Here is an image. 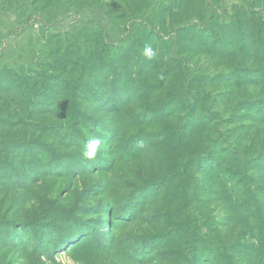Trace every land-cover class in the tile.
Here are the masks:
<instances>
[{"label":"rangeland","instance_id":"374dc122","mask_svg":"<svg viewBox=\"0 0 264 264\" xmlns=\"http://www.w3.org/2000/svg\"><path fill=\"white\" fill-rule=\"evenodd\" d=\"M15 75L0 264H264V0H0Z\"/></svg>","mask_w":264,"mask_h":264},{"label":"trees","instance_id":"16d2710c","mask_svg":"<svg viewBox=\"0 0 264 264\" xmlns=\"http://www.w3.org/2000/svg\"><path fill=\"white\" fill-rule=\"evenodd\" d=\"M161 46H163V45L161 44ZM107 67H108V70L106 73H108L111 76V72L114 71V69H115L113 58H111V61L108 63ZM128 76L129 75L127 74V72H125L123 75L124 80H126L128 78ZM26 81L27 80L24 77L15 75V77H12L10 80H8V79L4 80L2 82V85H0V89H2V87L4 85H11L12 84L13 86H17L15 88V90H13V91H15V93L21 98V100H23L25 102V104H31V106L34 105L35 100L45 99L46 95L42 93L44 91L41 92V90H37L35 87H31L30 85L26 84ZM62 121H63V123L60 124V126H59V128H60L59 133H61L60 134L61 138L62 137L64 138L65 136L70 134V132L72 131L71 126H74L77 129L81 126V124L84 123L82 116L77 114V112H74V114H72L71 116L63 115ZM205 122H206V120H204L203 123H205ZM1 123H2V121H1ZM54 128L58 129V126L56 125ZM59 133L57 132V135H59ZM81 135H82V133H79V136H75L74 140H72V141H78V140L81 141V139H80ZM57 137L59 138V136H57ZM32 141H34V142H27V144L31 145L35 142L40 143L38 140H32ZM6 143L9 147L15 146L18 144L14 141H12L10 143V141L7 142V141L0 139V147L1 148H2V146L4 147V145ZM41 145L44 146V145H48V144L41 143ZM74 145H77V144H74ZM49 147H51V146L49 145ZM60 160H61V157L57 159V161H60ZM256 163L257 164H255V165H257V166H252V167H256V168H258V170L261 173H264V154H261V156L257 159ZM56 166L57 165H55V167ZM0 172H2V162H0ZM0 180H2V176H0ZM261 196L264 197V191H261Z\"/></svg>","mask_w":264,"mask_h":264},{"label":"clouds","instance_id":"9594fccd","mask_svg":"<svg viewBox=\"0 0 264 264\" xmlns=\"http://www.w3.org/2000/svg\"><path fill=\"white\" fill-rule=\"evenodd\" d=\"M143 55L148 59H152L156 56V53L150 46H146L143 49ZM100 145L101 140L98 137H90L87 142V150L83 152L85 158L94 159L96 157L97 150L99 149Z\"/></svg>","mask_w":264,"mask_h":264}]
</instances>
